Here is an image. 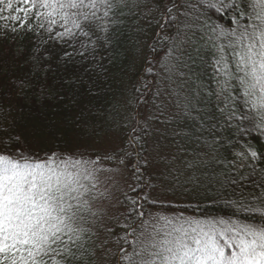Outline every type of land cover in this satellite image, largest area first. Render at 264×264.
<instances>
[{"label":"snow or ice","instance_id":"6c2138e0","mask_svg":"<svg viewBox=\"0 0 264 264\" xmlns=\"http://www.w3.org/2000/svg\"><path fill=\"white\" fill-rule=\"evenodd\" d=\"M0 21L30 44L0 80L27 109L0 120V264H264V151L241 144L264 137V0H0Z\"/></svg>","mask_w":264,"mask_h":264},{"label":"trees","instance_id":"16d2710c","mask_svg":"<svg viewBox=\"0 0 264 264\" xmlns=\"http://www.w3.org/2000/svg\"><path fill=\"white\" fill-rule=\"evenodd\" d=\"M6 14V13H5ZM211 15V10L209 11ZM213 19H216V16H213ZM0 23H4L0 21ZM126 28L131 27V21L125 26ZM30 47L28 38L24 40H13L11 37L8 38L7 41L0 39V80L4 82L7 81V78H15L24 76L26 68L23 64L22 58H14V53L20 51L22 48L27 49ZM127 47V41L120 43L119 46L115 47L112 50V56L114 57V64L110 65L112 78H111V91L105 93L108 99H111L113 95L117 98L119 97V81L121 79V69L125 67L123 64V53L124 48ZM20 59V64L16 63V60ZM107 63V61L105 62ZM8 90L4 87H0V106L3 107L4 111L0 112V120H4L5 117L7 122H11L14 118L18 119L22 112H25L27 109L25 107H21L16 103L15 97L13 96L11 99V111H9V96L7 95ZM27 104V102H24ZM98 106L103 104L104 110L107 111V108L110 105L107 104V101L94 102ZM227 134V133H226ZM259 133L253 132L251 136H245L243 140H241V144L244 141L250 142L258 151H264V137H260L259 139H255L254 137H258ZM99 144V142H97ZM101 148L105 147V145H99ZM232 157L230 156L229 159ZM258 167H264V160L255 162ZM247 171V169H244ZM236 197L232 196L229 192L225 199H235ZM191 203L196 206L195 211L197 215L201 213L209 215V216H231L233 214V209L230 205L223 203L222 201H210V200H200L197 202L195 198L192 199ZM198 203V206H197ZM193 208H189V212H192ZM242 218L249 220V222L260 223L261 217L258 215H254L252 217L242 216Z\"/></svg>","mask_w":264,"mask_h":264}]
</instances>
